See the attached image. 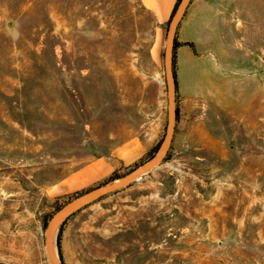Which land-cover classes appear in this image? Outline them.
I'll list each match as a JSON object with an SVG mask.
<instances>
[{"label":"rangeland","instance_id":"rangeland-1","mask_svg":"<svg viewBox=\"0 0 264 264\" xmlns=\"http://www.w3.org/2000/svg\"><path fill=\"white\" fill-rule=\"evenodd\" d=\"M193 13L206 18L174 50L165 157L57 225L60 264H264V0H190L175 35ZM155 28L139 0H0V264H48L51 215L154 154L167 122ZM182 47L210 61L195 86ZM96 158L110 176L58 189Z\"/></svg>","mask_w":264,"mask_h":264},{"label":"water","instance_id":"water-1","mask_svg":"<svg viewBox=\"0 0 264 264\" xmlns=\"http://www.w3.org/2000/svg\"><path fill=\"white\" fill-rule=\"evenodd\" d=\"M189 1L190 0H179L167 23L166 28L163 51V71L167 95V122L162 140L160 141L154 154L143 163L137 165L123 176L116 178L107 184L101 185L90 191L75 196L64 203L51 215L44 228V251L48 264H60L54 251L53 241L55 229L64 218L83 208L84 206L98 200L102 196L113 193L131 184L133 181L140 178V176L157 166L165 157L166 152L171 144L176 122V83L172 69L173 41L176 28L186 10Z\"/></svg>","mask_w":264,"mask_h":264},{"label":"crops","instance_id":"crops-1","mask_svg":"<svg viewBox=\"0 0 264 264\" xmlns=\"http://www.w3.org/2000/svg\"><path fill=\"white\" fill-rule=\"evenodd\" d=\"M142 7L151 13L156 25V38L159 39L164 26L168 23L177 0H139ZM205 15L202 13H193V16H189L182 23V28L178 29L175 37L178 42H187L188 40H195L200 37L202 24ZM209 59H199L196 54L182 47L177 54L178 69L182 67L188 77V81L195 86L198 81L196 80V74L202 72H208ZM134 147H129L126 151L134 150ZM138 150L135 149V152ZM139 152V151H138ZM118 158L124 160L127 163L128 158L126 155H118ZM114 170V165L111 160L104 158H96L77 170L67 175L59 184L58 189L62 191H79L86 189L96 183H99L106 179Z\"/></svg>","mask_w":264,"mask_h":264},{"label":"trees","instance_id":"trees-1","mask_svg":"<svg viewBox=\"0 0 264 264\" xmlns=\"http://www.w3.org/2000/svg\"><path fill=\"white\" fill-rule=\"evenodd\" d=\"M178 2H179V0H177V3H176V5H175V7H174V10H175V8H176ZM174 10H173V12H174ZM172 14H173V13H172ZM177 46H178V42H177L176 38L174 37V41H173V53H172V69H173V65H174V50H175V48H176ZM173 75H174V80H175L174 69H173ZM175 83H176V81H175ZM175 110H176V109H175ZM176 117H177V110H176ZM112 179H115V177L113 176Z\"/></svg>","mask_w":264,"mask_h":264}]
</instances>
